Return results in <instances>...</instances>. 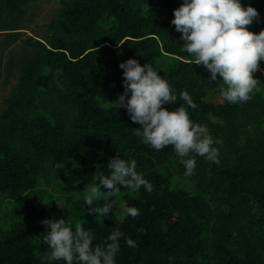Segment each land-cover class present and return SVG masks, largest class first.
Masks as SVG:
<instances>
[{
  "label": "trees",
  "instance_id": "16d2710c",
  "mask_svg": "<svg viewBox=\"0 0 264 264\" xmlns=\"http://www.w3.org/2000/svg\"><path fill=\"white\" fill-rule=\"evenodd\" d=\"M38 1L0 0V32L7 34L0 91L18 73L0 107V218L4 200L37 189L41 177L52 184L55 174L58 186L57 164L79 160L66 188L85 190L100 172L110 174L108 163L119 154L134 159L154 185L151 193L120 187L140 215L120 219L112 206L109 216H96L84 198L68 210L92 224L94 247L116 227L136 242L132 249L121 239L116 264H264V60L253 74L259 91L229 103L219 92L223 81H209L210 73L181 51L171 21L183 0H58L46 33L23 39V21ZM243 3L260 13L249 29L264 30V0ZM129 58L158 67L177 95L189 92L198 105L191 118L223 141L216 145L219 165L197 157L195 174L185 175L171 146L157 152L134 134L139 123L115 107L124 90L119 65ZM18 211L22 217L0 232V264H46L42 221L56 218L60 207L33 197Z\"/></svg>",
  "mask_w": 264,
  "mask_h": 264
},
{
  "label": "clouds",
  "instance_id": "9594fccd",
  "mask_svg": "<svg viewBox=\"0 0 264 264\" xmlns=\"http://www.w3.org/2000/svg\"><path fill=\"white\" fill-rule=\"evenodd\" d=\"M260 16L258 9L243 0H183L174 9L171 21L183 41L181 51L192 57L195 65L203 66L209 73V81L222 80L220 95L229 103H245L258 92L259 79L254 73L264 60V30L251 31L248 26ZM124 90L115 101L118 108L127 110L130 119L139 123L135 135L157 152L171 146L185 168V175H194L197 157L220 164L222 139L214 137L207 125L195 122L189 109L198 105L187 90L177 95L160 69L151 63L141 64L135 58L122 61ZM181 100L180 107L169 110L164 105ZM74 166V164H73ZM75 167V166H74ZM107 168L110 174L100 172L97 181L86 188L84 202L87 211L106 217L115 201L95 206L102 198L114 197L120 187L135 192L144 188L148 193L154 185L137 171V162L122 159L119 154L111 158ZM119 186V187H118ZM102 189L104 191H102ZM127 215H140L136 206L125 209ZM43 241L50 251L46 264L63 261L64 264H116L121 249V239L129 248L135 249L136 242L116 227L106 237L104 246H93L95 233L79 222L69 223L66 219L45 218Z\"/></svg>",
  "mask_w": 264,
  "mask_h": 264
},
{
  "label": "rangeland",
  "instance_id": "374dc122",
  "mask_svg": "<svg viewBox=\"0 0 264 264\" xmlns=\"http://www.w3.org/2000/svg\"><path fill=\"white\" fill-rule=\"evenodd\" d=\"M59 1L58 0H41L38 2H35L30 7V12L26 16V18L23 21V28L22 31H24L23 39H25L29 35L34 36H42L47 31V24L50 22V20L53 18L54 15H56L58 9H59ZM7 39V34L4 32H0V43L4 42ZM22 41H18L15 44L11 46V48H16L19 43ZM9 50L5 49V52L8 53ZM18 80V73H16L10 80V82L7 84L5 89H2L0 91V107L3 106L1 100L4 96H8L10 92L12 91L15 83ZM1 86V83H0ZM217 100H221L220 98H216ZM74 164V166H73ZM79 165V160L72 159L71 161L67 163H60L57 164V169L60 171V174H58L61 182L58 186H54L56 181L58 179L56 178L55 174H52L49 176V178L52 180V184L50 182H46L47 180L42 177L40 178L39 186L37 189L28 191L25 195L21 196L18 199H10V200H4L2 205L1 211V218H0V232L1 230H5L8 228L10 224L13 223L14 220H18L22 217L20 212L18 211L19 208H21L22 204L26 199L30 198H37L41 202H54L60 207V214L55 219L64 218L69 222L70 224L73 222H79L82 225H84L85 228H89L92 226L91 223L85 222L84 220L77 218L73 213H71L69 210L71 201H76L83 199L86 194L85 190H80L79 186L76 185L75 187L71 189L66 188V178L68 175L71 174V172ZM43 181V182H42ZM61 183L63 184L62 188ZM60 190V191H57ZM107 199H111L112 197H106ZM102 198V199H106ZM126 196L125 193H121L120 191L114 196L115 203L112 204L114 207V210L118 216V218L123 219L126 215L125 209L127 208V202L125 200ZM72 209V207L70 208ZM6 220V222H5ZM45 234V233H44ZM44 234L41 236L43 237ZM39 237L38 239H40Z\"/></svg>",
  "mask_w": 264,
  "mask_h": 264
},
{
  "label": "water",
  "instance_id": "95a60500",
  "mask_svg": "<svg viewBox=\"0 0 264 264\" xmlns=\"http://www.w3.org/2000/svg\"><path fill=\"white\" fill-rule=\"evenodd\" d=\"M40 39V38H39Z\"/></svg>",
  "mask_w": 264,
  "mask_h": 264
}]
</instances>
